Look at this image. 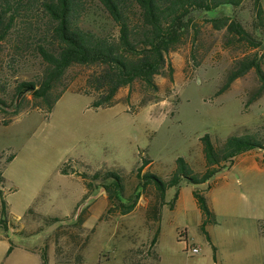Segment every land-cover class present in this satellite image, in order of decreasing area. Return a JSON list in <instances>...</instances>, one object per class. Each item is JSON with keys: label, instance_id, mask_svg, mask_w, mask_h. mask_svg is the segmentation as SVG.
<instances>
[{"label": "rangeland", "instance_id": "1", "mask_svg": "<svg viewBox=\"0 0 264 264\" xmlns=\"http://www.w3.org/2000/svg\"><path fill=\"white\" fill-rule=\"evenodd\" d=\"M96 4H88L92 18L113 27ZM223 15L239 21L258 44L240 39L227 28H215L210 19ZM190 24L183 41L167 57L173 79L167 65L163 74L156 75L157 91L136 81L122 87L119 102L109 107L92 105L86 79L93 67L86 65L68 71V89L51 111L46 104L36 106L31 92L10 102L17 81L37 79L40 73L31 53L12 58L10 44L4 45L1 73L7 74L9 106L0 104V172L15 155L4 171L17 190L0 184V215L6 192L12 213L7 223L13 226H0V264H43V250L47 264H216L215 236L220 226L205 223L209 240L194 191L208 192L210 185L227 178L233 184L244 181L240 171L244 163L223 170L210 183L183 179L167 190L165 200L155 183L141 186L145 178L138 176V168L149 160L142 173L168 179L182 156L198 172L205 165L201 141L205 134L217 142L233 134L264 132L260 128L264 94L246 105L259 85L254 69L218 92L237 60L257 54L264 67V27L258 26L254 0L237 7L225 4L211 11L196 10ZM64 168L68 174L62 172ZM110 172L120 174L125 183L124 195L113 201L103 186L113 177L94 179L96 173ZM253 177L264 183V172H249L246 181ZM134 200L136 207L122 214L121 203L130 205ZM158 228V241L152 246ZM185 229L189 243L200 247V253L187 250L179 236ZM11 244L15 251L8 255ZM71 257L75 260L59 261Z\"/></svg>", "mask_w": 264, "mask_h": 264}, {"label": "trees", "instance_id": "2", "mask_svg": "<svg viewBox=\"0 0 264 264\" xmlns=\"http://www.w3.org/2000/svg\"><path fill=\"white\" fill-rule=\"evenodd\" d=\"M99 6L113 23V27L99 24L92 18V2ZM0 0V104H7V74L1 73L3 64V47L10 44L12 58L23 57L31 53L36 58L40 75L37 79L17 81L15 93L11 101L19 96L24 88L34 95L36 106L52 110L54 103L68 89L65 82L68 71L78 65L93 67L86 79L87 94L93 97L92 105L96 108L109 107L117 104V93L122 87L140 81L147 89L157 91L159 84L156 75L163 74L168 65L169 76L173 79V66L168 61V54L175 50L191 27L193 13L196 10L211 11L221 5L240 6L245 0ZM254 8L258 26L264 27V8L262 0H254ZM217 29L227 28L229 33L239 35L240 39L251 40L250 34L242 24L231 17L223 15L211 18ZM256 71L259 85L250 93L246 105L257 100L264 94V67L257 54L245 56L237 60L228 71L219 93L229 89L232 83L247 74ZM19 106H16V110ZM264 129V126L260 127ZM205 165L203 170L194 171L182 156L177 158V168L168 179L156 174L142 173L138 168V176L145 178L142 185L155 183L161 198L165 200L166 192L173 186L180 185L183 179L203 184L221 170L232 166L238 155L257 148L264 149V132L249 131L243 135L233 134L225 140L215 142L210 134L201 137ZM3 153L0 151V160ZM15 155L8 158L12 160ZM68 174L67 169H63ZM104 184L110 201L120 198L125 193V183L116 172L96 173L94 179L110 178ZM144 180V179H143ZM4 178L0 172V184ZM90 184V183H88ZM194 196L203 213L205 223H216V215L206 195L195 190ZM140 197V193L138 194ZM178 193L175 197V202ZM2 218L0 225L7 228L8 205L2 195ZM174 202V204H175ZM137 204L134 200L130 205L123 202L122 214L131 212ZM161 202V206H163ZM155 217L159 221L158 206ZM160 228L151 240L154 246L158 241ZM43 264H47L46 250L42 252Z\"/></svg>", "mask_w": 264, "mask_h": 264}, {"label": "crops", "instance_id": "3", "mask_svg": "<svg viewBox=\"0 0 264 264\" xmlns=\"http://www.w3.org/2000/svg\"><path fill=\"white\" fill-rule=\"evenodd\" d=\"M14 159L15 157L2 168V176L4 178L2 185L7 186L10 191L17 190V187L8 180L4 168ZM239 162L244 163L240 171H242L241 173L246 179L249 172L259 171L260 174L263 173L264 149H252L238 155L234 164L228 168L236 167ZM246 179L233 184L227 178L223 183L218 184L216 181L213 185H210L209 193L202 190L208 198L216 215L217 224L220 226L218 235L215 236L216 244H218V248L216 247V264H264V183L260 182V177H253V180L250 179L248 181ZM210 181L211 179L203 184L210 183ZM3 195L7 201L8 217L10 218L12 213L10 212L6 192ZM178 201L179 192L174 204L175 207ZM17 218L19 219V217ZM0 226L2 227L3 225ZM7 226V228L13 227L9 223H7ZM14 229L16 232H22L21 228L18 230L19 227H14ZM4 247H1V249ZM14 251V246L11 244L8 255ZM81 256L83 255H79V257ZM73 259L71 257L67 260L59 259V261L66 263Z\"/></svg>", "mask_w": 264, "mask_h": 264}, {"label": "built area", "instance_id": "4", "mask_svg": "<svg viewBox=\"0 0 264 264\" xmlns=\"http://www.w3.org/2000/svg\"><path fill=\"white\" fill-rule=\"evenodd\" d=\"M179 236L185 241L186 243V248L188 251H191L193 254H198L200 253V247L198 246H191V244L189 243V236H188V232L187 230H181L179 232Z\"/></svg>", "mask_w": 264, "mask_h": 264}, {"label": "water", "instance_id": "5", "mask_svg": "<svg viewBox=\"0 0 264 264\" xmlns=\"http://www.w3.org/2000/svg\"><path fill=\"white\" fill-rule=\"evenodd\" d=\"M33 88H24L20 93L18 98L20 99L26 92L32 90Z\"/></svg>", "mask_w": 264, "mask_h": 264}]
</instances>
